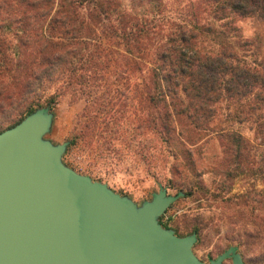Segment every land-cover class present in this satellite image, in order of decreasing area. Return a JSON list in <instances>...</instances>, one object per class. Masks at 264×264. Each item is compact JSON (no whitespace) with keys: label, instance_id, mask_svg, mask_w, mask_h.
<instances>
[{"label":"trees","instance_id":"1","mask_svg":"<svg viewBox=\"0 0 264 264\" xmlns=\"http://www.w3.org/2000/svg\"><path fill=\"white\" fill-rule=\"evenodd\" d=\"M168 1L0 0V113L6 105L23 113L6 128L51 88V100L63 95L77 71L102 80L110 64L106 43L117 37L127 52L140 53L139 61L126 60L142 72L140 122L176 144L175 158L215 134L230 152L228 177L245 171V159L264 180V61L234 21L264 18V0H185L194 7L186 10L191 25L166 12ZM232 121L250 122L257 156L249 158L252 146L239 131L217 123Z\"/></svg>","mask_w":264,"mask_h":264},{"label":"rangeland","instance_id":"2","mask_svg":"<svg viewBox=\"0 0 264 264\" xmlns=\"http://www.w3.org/2000/svg\"><path fill=\"white\" fill-rule=\"evenodd\" d=\"M184 2L169 0L166 12L191 25L186 10L194 7ZM201 16L207 17L206 12ZM234 21L240 35L251 42L248 48L264 61V18L256 15ZM106 47L110 64L102 80L91 77L89 71L84 72L85 80L81 79L77 71L63 95L51 100L53 87L34 107L33 111L47 108L52 115L43 138L53 145L65 142L62 161L66 166L105 183L137 207L151 200L159 185L166 187L168 194L183 192L159 222L180 237L198 228L192 250L206 264L230 246L237 248L245 264H264V180L249 169L252 163L244 159L245 171L228 177L230 152L224 148L226 141L215 134L200 136L190 155L175 158L176 144L166 145L160 133L140 122L142 72L137 64H126L127 58L139 61L140 53L136 49L127 52L126 44L117 37ZM13 108L6 105L0 113V130L19 116L21 110ZM217 123L239 131L252 146L249 158L257 156L260 147L250 122ZM242 194L245 196H239ZM223 264H231V259Z\"/></svg>","mask_w":264,"mask_h":264},{"label":"water","instance_id":"3","mask_svg":"<svg viewBox=\"0 0 264 264\" xmlns=\"http://www.w3.org/2000/svg\"><path fill=\"white\" fill-rule=\"evenodd\" d=\"M47 108L0 132V264H206L196 234L177 236L160 216L178 198L159 185L137 207L128 197L66 166V143L43 138ZM245 264L230 246L208 264Z\"/></svg>","mask_w":264,"mask_h":264}]
</instances>
